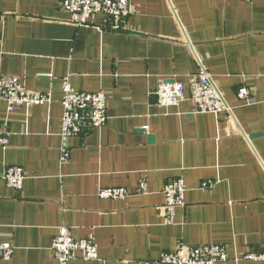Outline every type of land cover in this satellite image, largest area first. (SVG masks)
Listing matches in <instances>:
<instances>
[{"label": "crops", "instance_id": "1", "mask_svg": "<svg viewBox=\"0 0 264 264\" xmlns=\"http://www.w3.org/2000/svg\"><path fill=\"white\" fill-rule=\"evenodd\" d=\"M130 2L115 32L104 16L74 27L59 0H0V75L52 97L10 115L0 100L9 141L0 148V234L14 248L0 264H57L50 246L59 227L97 246L98 261L69 264H163L179 244L223 246L228 261L217 264H264L242 259L264 252V0ZM202 72L231 118L195 113L189 100L157 106L160 83L186 85ZM64 80L77 92H104L108 121L70 138L62 163ZM241 87L253 103L237 99ZM8 167L26 175L19 193L2 180ZM175 178L184 207L167 226L158 209ZM112 188L130 196L98 197Z\"/></svg>", "mask_w": 264, "mask_h": 264}, {"label": "built area", "instance_id": "2", "mask_svg": "<svg viewBox=\"0 0 264 264\" xmlns=\"http://www.w3.org/2000/svg\"><path fill=\"white\" fill-rule=\"evenodd\" d=\"M227 1V0H222ZM247 4L255 0H236ZM59 8L70 16L69 23L74 27H87L93 24L98 16H104L110 21L112 31L123 30L124 20L132 13L130 0H59ZM63 96L61 98L62 118L59 137L60 161L69 160L67 141L94 129L103 128L107 121V97L102 91L77 92L68 84L62 83ZM157 106L163 109L178 107L186 100L192 102L194 112L198 114L220 115L225 113L232 117L231 108L225 103L220 91L205 72L193 75L187 84L180 80L170 83H160L154 92ZM237 99L245 104L253 103L250 89L241 87L237 91ZM0 100L6 105V113L10 115L18 108L46 106L52 102L50 93L32 92L26 90L15 76L0 75ZM8 133L0 129V148L8 147ZM26 175L19 167H8L2 180L6 186L16 192L23 187ZM213 186L212 181L204 182L201 189L207 190ZM185 185L181 178L170 181L162 190L164 204L158 209L164 225L175 224L176 209L184 207ZM140 194L146 193L145 180L140 181ZM130 195L121 188L101 189L100 199L124 200ZM14 248L4 242L0 234V262L9 261ZM50 251L57 264H69L77 259L83 261H98L99 255L92 238L76 240L70 230L59 227L53 239ZM242 259L264 262V252L247 253ZM228 261L225 248L218 245L185 246L179 244L173 252L164 253L160 257L163 264H217Z\"/></svg>", "mask_w": 264, "mask_h": 264}]
</instances>
